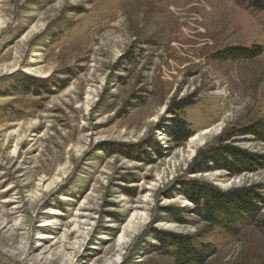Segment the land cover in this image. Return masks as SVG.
<instances>
[{"label":"rangeland","instance_id":"rangeland-1","mask_svg":"<svg viewBox=\"0 0 264 264\" xmlns=\"http://www.w3.org/2000/svg\"><path fill=\"white\" fill-rule=\"evenodd\" d=\"M197 185L255 211L207 222ZM171 237L264 264V0H0V264H181Z\"/></svg>","mask_w":264,"mask_h":264},{"label":"trees","instance_id":"trees-1","mask_svg":"<svg viewBox=\"0 0 264 264\" xmlns=\"http://www.w3.org/2000/svg\"><path fill=\"white\" fill-rule=\"evenodd\" d=\"M249 1V0H247ZM256 1V0H251ZM258 1V0H257ZM260 52H256L253 55H248L250 57H255ZM240 56L236 51L229 52L225 54L224 57L236 59ZM170 140L175 144H182L187 141L191 136V132L187 124L180 118L176 117L171 119L166 129H161ZM157 145V143H156ZM226 154L232 157L233 161L227 164L225 167L227 169H237L241 166H246L251 163L250 156L243 155L236 149H224ZM203 158V161H213V162H223L226 161L221 153L216 151L198 152L195 156L194 162L197 159ZM248 160V161H247ZM200 163L196 164L199 165ZM193 172L196 169H192ZM208 170L206 167H200L197 169L198 172H205ZM236 174V173H235ZM188 199L195 205H200L201 216L207 222H212L214 224H220L227 226V223H236L242 216L250 215L255 211L254 204L251 201L252 196L245 190H236L222 193L214 188L193 186L187 191ZM171 245L176 246V260L181 264L202 262L203 255L201 251L195 250L192 245L187 240L180 238L171 237L168 239Z\"/></svg>","mask_w":264,"mask_h":264},{"label":"bare ground","instance_id":"bare-ground-1","mask_svg":"<svg viewBox=\"0 0 264 264\" xmlns=\"http://www.w3.org/2000/svg\"><path fill=\"white\" fill-rule=\"evenodd\" d=\"M34 72V71H33ZM32 72V73H33ZM26 73L27 74H31V72L30 71H26ZM46 77V76H45ZM209 131H206V132H204L203 133V135H205V134H207ZM199 138H198V136L196 135V136H193L191 139H190V141H189V148H193V146L195 145L194 143L198 140ZM14 214H16V212H14L13 213V215ZM50 215H53V216H60L61 215V213L59 212V210H57V209H54V210H52L51 212H50ZM46 225H48V224H46ZM41 239H52L51 237H41ZM42 246V245H41ZM53 263V262H52ZM50 264V263H49Z\"/></svg>","mask_w":264,"mask_h":264}]
</instances>
